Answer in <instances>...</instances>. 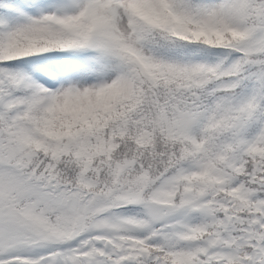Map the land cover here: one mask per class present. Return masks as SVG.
<instances>
[{
    "label": "trees",
    "instance_id": "16d2710c",
    "mask_svg": "<svg viewBox=\"0 0 264 264\" xmlns=\"http://www.w3.org/2000/svg\"><path fill=\"white\" fill-rule=\"evenodd\" d=\"M140 7L134 23L152 45L161 73L152 77L130 64L123 84L80 112L69 104L47 111L43 94L14 90L13 83L16 59L72 41L83 44L88 19H75V33L67 22L48 17L0 26V197H11L12 210L24 223L39 225L27 226L33 233L55 234V248L118 247L136 255L131 247L142 252L143 247H174L161 239L150 241L147 230L135 229L152 219L149 211L133 206L131 193L142 185L143 175L153 179L145 197L158 184L159 201L182 202L207 192L206 202L214 207L216 194L227 192L217 207L227 209L228 219L241 220L236 212L254 196L255 174L264 167V100L256 107L252 84L257 71L250 61L264 49V0H217L206 7L201 0H148ZM183 54L202 58L184 65L172 61ZM247 82L252 83L245 100L236 97ZM187 108H207L215 126L201 129L197 149L206 155L198 166L180 174L184 161L196 153L189 139L166 125V117ZM256 120L254 132L247 134L248 147L240 150L242 123ZM75 198L70 218L61 208ZM212 219L207 222L218 233L220 226ZM207 222L196 220L194 232H205ZM230 229L224 233L228 245L233 244ZM40 254L25 256L38 259Z\"/></svg>",
    "mask_w": 264,
    "mask_h": 264
},
{
    "label": "rangeland",
    "instance_id": "374dc122",
    "mask_svg": "<svg viewBox=\"0 0 264 264\" xmlns=\"http://www.w3.org/2000/svg\"><path fill=\"white\" fill-rule=\"evenodd\" d=\"M147 1L3 0L0 22L9 28L17 27L23 21L48 17L61 23L67 22L69 24L68 30L75 33L74 29H77L75 19L77 17L81 16L83 20L86 18L89 22V25H86L83 44L72 41L77 47L55 53L47 51L34 57L16 59L18 78L13 83V89L30 88L36 93L43 94V102L47 111H51L53 108L60 110L69 104L74 108V111L80 112L88 106L94 107L102 99L107 89L123 84L130 74V64L133 65L136 72H139L140 68L143 67L152 77L160 74L162 64L158 66L155 64V57L152 56V52L154 53L152 45L143 40L140 30L134 23L135 12L141 10L140 6ZM211 1L217 0H201V4L206 7ZM174 19L172 21L176 23L177 18ZM87 30L89 31L87 32ZM172 58V61L184 65L185 63L197 62L202 56L183 54ZM57 64L64 65L65 69L59 68ZM250 65L257 71V78L254 82L252 81V85L254 87L253 94L257 97L256 107H259L260 101L264 100V93L262 92L264 89V49L260 54H254ZM252 82H247L242 86L235 83L234 88L237 89L239 86L238 91L235 92L236 97L240 96L245 100L249 90L248 85ZM200 112L198 109L187 108L176 112L172 111L166 117L168 120L166 125L173 132H178L189 138L192 141L190 145L196 153L191 155L192 158H188V161H184V168L181 169L180 174L196 168L198 160L206 155L204 152L202 155L197 149V144L202 138L201 129L207 127L209 129L211 126H215L214 114L207 111V108H204L202 114ZM257 123V120L247 125L242 123L245 132L238 141L240 150L245 146L248 147L250 139L248 140L249 135L247 136V134L254 132ZM231 158L233 159V157ZM152 181L151 177L143 175L142 185L136 188V192L131 193L133 206L142 207L152 215V219L148 223L135 226L137 232L147 230V238L150 241L161 239L165 241L164 244L167 246L169 243L174 247L191 246L198 245L199 242L205 247H226L228 245L226 236L223 235V227L225 226L226 230L230 228V221L224 214L227 209L223 205H220L219 209L217 207L218 203H223L227 192L219 191L216 194L215 198L218 203L214 207L206 202L207 192L201 196L196 194L190 200L185 199L182 202L172 203L156 199L157 193L162 191L159 190L158 184L154 186L150 196L145 197L146 188ZM227 186L230 187V184ZM253 199H248V205L238 210L240 218L243 220H246V216L252 211L248 209ZM9 200L11 197H0V258L3 255H11L9 258L16 263L17 259L14 258V254L17 253L29 255L53 253L56 244L59 242L57 236L49 233L40 235L33 233L34 229L27 227L29 224L32 226L33 221L24 223L20 216L12 210H15V207L13 202ZM64 205L67 207L65 208ZM64 205L61 211L66 212L71 218L76 211V198L67 200ZM231 211L233 212L232 209ZM81 216L82 212H78L76 218L81 219ZM211 217H213L212 220L215 225L222 227L218 233H215L214 225L211 226L207 222ZM216 217L218 222L215 221ZM121 219L125 221L123 218ZM223 219H227V222ZM196 220L199 222L204 220L209 224L205 232H194L193 225ZM33 225L39 226L35 222ZM241 226L244 228L245 222L240 224ZM94 228L96 229L97 226ZM239 231L241 234V230ZM242 231V239H245V231ZM32 258L31 263L19 260L16 264H23L22 262H25L24 264H61V262H53L47 257L44 260H40L39 256L36 260L34 257Z\"/></svg>",
    "mask_w": 264,
    "mask_h": 264
},
{
    "label": "flooded vegetation",
    "instance_id": "af4514ba",
    "mask_svg": "<svg viewBox=\"0 0 264 264\" xmlns=\"http://www.w3.org/2000/svg\"><path fill=\"white\" fill-rule=\"evenodd\" d=\"M255 178L256 189L251 198L254 199L248 209L252 211L246 216V220H234L231 215L228 221L233 223L229 224L233 244L226 247H143V252L142 247H131L136 255H130V249L120 252L118 247H58L53 253L46 252L48 254L45 253L41 259L47 257L61 264H264V167L257 176L255 174ZM236 214L240 217L238 211ZM223 220L227 222V219ZM244 222L246 226L240 227ZM223 230L225 232V226ZM239 230L241 234L242 230L245 231V239H242ZM25 255L14 254L16 263L19 260L27 263L33 261L32 257L30 261L25 260ZM9 256L11 255H3L0 264H16Z\"/></svg>",
    "mask_w": 264,
    "mask_h": 264
}]
</instances>
